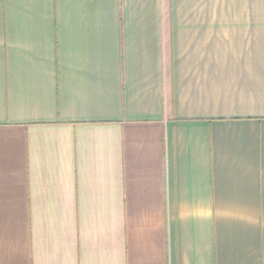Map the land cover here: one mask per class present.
I'll return each mask as SVG.
<instances>
[{
    "label": "crops",
    "instance_id": "1",
    "mask_svg": "<svg viewBox=\"0 0 264 264\" xmlns=\"http://www.w3.org/2000/svg\"><path fill=\"white\" fill-rule=\"evenodd\" d=\"M0 264H264V0H0Z\"/></svg>",
    "mask_w": 264,
    "mask_h": 264
}]
</instances>
